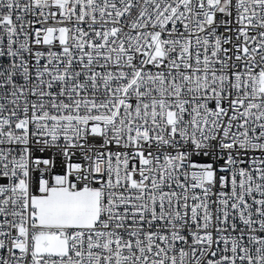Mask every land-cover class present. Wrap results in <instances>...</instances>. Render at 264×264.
<instances>
[{"label":"built area","instance_id":"1","mask_svg":"<svg viewBox=\"0 0 264 264\" xmlns=\"http://www.w3.org/2000/svg\"><path fill=\"white\" fill-rule=\"evenodd\" d=\"M263 83L264 0H0V264H264Z\"/></svg>","mask_w":264,"mask_h":264},{"label":"rangeland","instance_id":"2","mask_svg":"<svg viewBox=\"0 0 264 264\" xmlns=\"http://www.w3.org/2000/svg\"><path fill=\"white\" fill-rule=\"evenodd\" d=\"M158 53L155 50L154 54ZM32 206V220L41 228L84 226L92 224L97 217V199L92 190L70 193L64 187L51 189L45 197H34ZM44 240L48 241L47 247L42 244ZM30 248L38 258L62 257L68 252V241L60 231L37 229L32 232Z\"/></svg>","mask_w":264,"mask_h":264}]
</instances>
